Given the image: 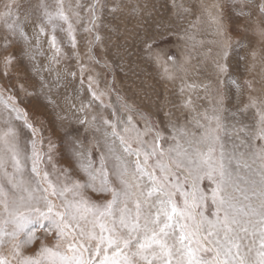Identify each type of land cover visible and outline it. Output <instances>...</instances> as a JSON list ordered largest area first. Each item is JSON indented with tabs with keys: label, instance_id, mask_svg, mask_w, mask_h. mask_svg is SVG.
Instances as JSON below:
<instances>
[{
	"label": "snow or ice",
	"instance_id": "snow-or-ice-1",
	"mask_svg": "<svg viewBox=\"0 0 264 264\" xmlns=\"http://www.w3.org/2000/svg\"><path fill=\"white\" fill-rule=\"evenodd\" d=\"M150 6L156 5L145 0L131 11L143 14ZM124 7L122 0H38L21 12L19 0H7L0 39L5 50L22 41L30 61L46 55L47 43V64L33 70L46 105L55 108L52 86L41 73L68 58L64 39L79 61L73 21L92 34L91 52L102 39L105 9L112 14ZM171 7L187 11L176 0ZM219 8H205L217 37L212 62L220 84L227 81L236 90L235 111L225 105L226 91L181 77L188 118L181 123L165 112L162 131L139 108L106 103V93L93 89L89 77L90 99L70 105L83 133L57 113L67 153L61 165L51 137L45 147L43 128L21 107L15 90L0 84V264H264V0H234V14L243 21L236 40ZM154 23L156 31L141 38L145 53L164 62L168 80L181 72L186 77L188 69L158 46L171 27L163 19ZM233 53L241 62L251 60L248 72L260 66L259 80L233 76ZM13 58L3 56L5 79ZM83 73L81 65V87ZM60 79L56 72L57 86ZM197 89L204 92L197 99H218L201 111L191 95ZM248 113L250 122L238 118Z\"/></svg>",
	"mask_w": 264,
	"mask_h": 264
},
{
	"label": "rangeland",
	"instance_id": "rangeland-1",
	"mask_svg": "<svg viewBox=\"0 0 264 264\" xmlns=\"http://www.w3.org/2000/svg\"><path fill=\"white\" fill-rule=\"evenodd\" d=\"M6 2L7 0H0V10H3ZM71 2L74 4L75 0ZM82 2L86 4L90 0H82ZM107 2L111 5L114 0H107ZM176 2L182 3L187 11L172 8V0H149L150 5H156L155 9L150 6L143 14H134L131 8L137 3L143 5L145 0H122L125 7L112 14L105 9L101 26L98 28V34L102 39L91 46V52H89L88 41L92 39V34L85 33L82 27L75 25L73 21L74 26L77 27L78 47L76 51L79 53V61L72 55L73 49L64 39L62 46L68 53V58L63 59L59 65L53 66L54 71L45 70L41 73L52 86L50 95L58 105L55 108L46 105L44 96L40 94V76L33 70L34 66L44 68L47 64L43 60L44 56L37 54L36 59L30 61L24 53L22 41H13L5 50L4 41L0 39V84H8L15 90L14 94L19 98L21 107L26 108L37 126L43 128L45 147L48 138L51 137L56 144V158L59 164H64L67 153L57 113L61 117H66L65 124H70L73 129L79 128L83 133V128L75 123V117L78 114L71 109L70 105L75 103L79 106L81 102L87 103L90 99L87 91L89 77H92L93 89L106 93L104 97L106 103L119 107L120 104L127 102L150 114L153 123L162 131L166 124L165 112H170L171 118L181 123L188 118L189 114L183 107V101L187 99L188 93L187 91L184 94L180 92L181 77L185 78L187 83L211 82L214 90L228 93V99L225 101L226 107L230 111L236 110L237 94L234 86L227 81L221 85L214 73L212 59L217 52L214 43L217 39L216 30L208 11H205L208 6L219 5L218 11L223 13L225 24L230 26L232 38L236 40L239 35H243L239 31L243 21L234 14V0H176ZM19 3L20 11L23 12L30 5L37 4L38 0H19ZM211 11L217 10L211 9ZM160 19L166 23L169 22L172 34L160 41L158 46L163 48L167 55L174 56L178 65H184L188 69L186 77L181 72L176 79L168 80L164 76V62L155 63L144 51L141 38L145 32L153 34L156 31V25L152 21ZM111 28L117 30L110 31ZM26 31L31 36V24ZM47 48L48 45L44 42L42 50L46 55ZM238 51L240 55L244 54V50ZM8 54L13 55L14 58L9 77L5 79L2 74V59ZM248 63H251V60L241 62L235 53L229 60L233 76L238 77L241 82L244 79L259 80L260 78V66L257 65L252 72H248ZM81 65L84 67L83 87H81ZM170 66L169 63L167 67ZM56 72L61 74L58 86L55 80ZM70 73L76 75L73 77ZM19 85H23L25 91H21ZM26 92L34 93V95L28 96ZM191 95L201 111L210 107L218 99L217 95L208 98L212 99L211 102L207 99H197V95L204 97V92L200 89ZM117 96L120 100H117ZM246 97L247 92L241 97V101L246 103ZM238 118L248 123L251 120V113H248L246 118ZM44 225L47 226V221H44ZM36 227L39 228V225Z\"/></svg>",
	"mask_w": 264,
	"mask_h": 264
},
{
	"label": "bare ground",
	"instance_id": "bare-ground-1",
	"mask_svg": "<svg viewBox=\"0 0 264 264\" xmlns=\"http://www.w3.org/2000/svg\"><path fill=\"white\" fill-rule=\"evenodd\" d=\"M142 1V0H141ZM155 17V16H154ZM188 17V16H187ZM162 18V17H161ZM164 19V18H163ZM165 21H166V19H165ZM152 23H154V21H152ZM169 23V22H168ZM179 25H181V24H179ZM178 26V25H177ZM134 57V56H133ZM43 60H45L46 62H48V60H47V55H44V57H43ZM43 63V62H42ZM171 67H172V65L169 67V69H171ZM131 68V67H130ZM121 69V68H120ZM117 71V70H116ZM124 73V72H123ZM128 73V72H127ZM67 87V86H66ZM66 91H68V90H66ZM203 92V91H202ZM201 95V94H200ZM53 98V97H52ZM209 102H211V100L212 99H207ZM72 101V100H71ZM155 102V101H154ZM159 103V102H158ZM170 103V102H169ZM79 104V103H78ZM230 105H231V103H230ZM229 107V106H228ZM232 107V106H231ZM163 109V108H162ZM156 118V117H155ZM182 119V118H181Z\"/></svg>",
	"mask_w": 264,
	"mask_h": 264
}]
</instances>
